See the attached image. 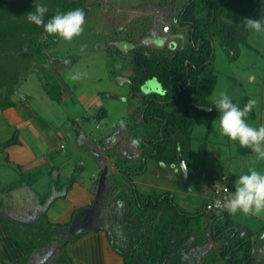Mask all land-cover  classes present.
I'll use <instances>...</instances> for the list:
<instances>
[{"label": "rangeland", "instance_id": "rangeland-1", "mask_svg": "<svg viewBox=\"0 0 264 264\" xmlns=\"http://www.w3.org/2000/svg\"><path fill=\"white\" fill-rule=\"evenodd\" d=\"M187 1L175 0L172 7L165 8L164 5L168 4L170 0H88L85 8L88 10L89 16L85 19L83 30L70 41L59 37L54 45L45 49V58L39 56L40 54H37L38 57L36 55L35 58L31 57L28 54L29 49L22 45L25 50L21 48L16 51L13 57L9 56L2 61V67L9 72L10 77L12 76L10 88L15 90L14 94L17 93L19 97L25 96V100H28L31 105L40 104L42 107H46L47 112L50 111L47 113L48 120L44 115L45 124L52 129H61L62 152L59 155L52 154L51 165L57 160H65V155L70 158V162L66 165L68 168L66 175L62 173L60 178L56 179L54 177L55 169L51 174L46 171L43 184L34 185L36 193V195L34 194L36 200L33 203L34 210L41 211L37 197L43 196L53 187V185H48L49 180L53 179L51 182L55 185L63 182H68L70 185L75 180L71 178L73 173L76 172L75 177L77 174L88 177L90 171L101 160V154L96 161L87 148L82 149V146L79 145L84 135L79 132L78 127L81 131H85L86 137L90 139H96L111 131L115 133L116 130L124 127L125 139L130 141L131 146L123 145L122 141L114 144L112 143L114 137L111 136L110 141L106 143L113 145L116 154L111 158L104 155V160L98 164L109 167L108 175L105 174L102 177L101 173L104 171H101L99 176L91 177L96 181L95 189L97 187L102 189L101 198L97 204L99 209L96 210V214L98 213L96 219L92 223L88 221L89 216L95 217L89 214L83 223L87 229H90L92 224L95 225L99 215H102L99 218L100 223L98 222L97 225L108 229L110 239H117V246H120L121 239L125 237L126 229L122 220L128 213L127 202L121 200V195L129 194L133 188L137 189L141 201L152 194L160 195L164 191H169L183 213L205 212V203L209 202L211 198L222 199L224 195H230V193L224 194V192L217 193L212 189L215 185L224 184L223 180L212 181L203 175H195V172L186 174L179 168L174 170L173 167L165 166L152 158L147 160V170L145 169L142 174L130 176L133 186L126 183L122 177H117L118 160H130L135 164L141 157V149H136L134 145L137 144L133 143L130 137L132 130L130 132L129 127L132 124L128 125L133 118L139 120L137 113L142 110L144 105L143 101L139 100L141 99L140 95H133L129 87V78L133 74V56L135 53L171 55L177 49L190 45L188 26H180L175 19L179 15L180 8ZM238 48V54L231 58L232 54L215 42L213 70L217 81L209 100L212 101L213 97L222 90H226L235 100H243L244 104L249 99H255L256 104L253 107L255 118L249 122L254 125L264 124V32L257 33L248 29L247 46L239 44ZM59 80L67 85L66 92H63L64 89L58 90ZM152 82V85L147 84L142 88V94L146 98L163 96L162 88L158 87L156 81ZM49 87L53 96H59L58 91H60L61 99L59 101L50 98ZM90 97L93 98V102L101 103L100 107L107 110V113L106 110H103L106 115L98 114L97 119L96 115H89V112L85 113L81 109L80 106L85 104ZM102 108L101 112L103 113ZM134 109L136 116L132 114ZM140 121L133 126V130L134 128H137V131L141 130ZM59 124L62 125L59 126ZM128 134L129 136H127ZM190 135V161L196 168L204 171L206 169L226 170L230 167V170L236 171L238 175L243 172L240 167L245 161L243 159L239 161L234 157L235 151H238L237 142L221 134L218 115L211 118L209 115L198 117ZM246 149L242 148L241 151L245 152ZM97 150L100 149L96 148ZM1 162L3 163V159H0V164H2ZM15 164L18 163L5 165L4 173L6 175L4 178L0 177V190L16 178H20L19 174H16L19 171L16 168L13 169ZM104 169L106 168L104 167ZM117 180L123 183L122 187L114 186ZM101 185L103 186L101 187ZM96 197L97 195H95ZM103 198L106 201H103ZM1 204L0 201V206ZM17 212L14 218L24 222L21 221L22 217H19ZM207 214L209 215V213ZM243 215L250 216L249 213ZM243 215L237 213V218L243 220V217H246ZM34 217L35 220L36 214ZM210 217L212 218V215L207 216V220L211 219ZM195 218L201 219L200 216ZM194 219L192 218V222ZM51 223L53 222L49 218L46 220L44 217L37 221L36 225L43 229L35 228L34 231H41L42 236L49 238H38L39 243L51 238V241H54V234L51 231L54 229L47 228ZM20 226L22 227V225ZM25 228L27 232L32 231L30 227ZM31 233L29 236L32 235ZM12 234L16 236L15 233ZM210 239L209 237L206 245L200 247L201 249H189L187 245L183 248L187 252L186 256L191 264H209L207 260L209 252L219 246ZM192 244L193 242L190 241L189 246ZM47 247H49L48 250L44 249V263L56 264L58 260L56 248L53 249L49 245ZM211 255L214 256L213 253ZM60 260V263L57 264H70L64 256H61Z\"/></svg>", "mask_w": 264, "mask_h": 264}, {"label": "trees", "instance_id": "trees-1", "mask_svg": "<svg viewBox=\"0 0 264 264\" xmlns=\"http://www.w3.org/2000/svg\"><path fill=\"white\" fill-rule=\"evenodd\" d=\"M87 1L45 0L49 8L45 19L57 11L66 12L76 8L85 11L86 19L89 16L85 8ZM172 3H175V0L168 2ZM32 8L33 0H0V110L14 105L12 97L15 92L10 88L12 76L10 77L9 72L2 67V61L9 56L13 57L21 48L25 50V47L29 49L28 54L31 57L35 58V55L40 54L39 56L45 58V49L59 39L58 36L44 33L42 27L27 22L25 15ZM260 18L264 19V0H188L180 8L176 21L180 26H188L190 45L177 49L171 55L135 53L129 87L133 95H140L139 100L143 101L144 105L137 113L141 117L139 122L141 130L137 131V128L133 130V126L139 121L135 118L132 119L133 123L129 128L130 132L132 130L130 137L138 149H141V157L135 164L130 160H118L117 177H122L133 186L130 176L142 174L147 168L148 158L170 167L179 165L178 157L181 156L185 165L195 172V175H203L212 181L223 180V172L220 169L201 171L190 161V133L196 119L201 115H209L210 118L219 115L214 107L211 111L207 110L208 106H211L209 98L217 81L213 70L215 42L234 58L238 54L239 44L247 46L248 29L242 26L243 22L247 19ZM153 80L162 88L163 96L146 98L142 94V88L147 84L152 85ZM57 88L60 90L59 85ZM58 94L59 96H53L49 87V96L52 100L59 101L60 91ZM233 101L241 107L245 105L243 100L233 98ZM254 118L252 109L247 119L249 121ZM17 135L18 132L15 131L10 140L0 142V149L18 143ZM113 149L115 148L107 151L109 157L116 154ZM52 171L51 169L49 173ZM21 176L19 181L11 183L4 191H10L22 182L30 186L41 177V173ZM51 180L48 185L57 188V184ZM122 186L120 180L115 182L116 188ZM69 187L70 185L67 189ZM51 189L43 194L40 204H44L50 196ZM121 196V200L127 202L128 208V213L122 220L126 233L120 241V246L116 245L117 239H110V242L113 241L112 245L114 244V249L122 257L124 264H191L183 248L187 245L189 249H201L209 237L215 245H219L209 252L207 258L209 264H255L250 237L240 235L239 229L237 230L239 225L232 219L231 214L224 208L220 210L219 215L217 211L206 210L207 204H213V198L205 203V212L183 213L169 191H164L160 195L152 194L143 201L139 199L136 188L129 194ZM207 213L212 215L208 223ZM198 216L201 219L195 218ZM42 217L47 220L45 215ZM192 218H195L193 222ZM36 224L32 226L33 228L30 227L32 231L27 232L26 229L21 237L16 236V239L12 236L13 242L27 255L33 250H39L43 242L39 243L38 238L47 237L42 236L41 231H34L35 228L43 229ZM7 225L15 224L8 220ZM58 226L51 223L47 228L54 229L51 231L58 236L60 235ZM29 233L32 235L29 236ZM190 241L193 244L189 246Z\"/></svg>", "mask_w": 264, "mask_h": 264}, {"label": "crops", "instance_id": "crops-1", "mask_svg": "<svg viewBox=\"0 0 264 264\" xmlns=\"http://www.w3.org/2000/svg\"><path fill=\"white\" fill-rule=\"evenodd\" d=\"M59 82L60 89H64L63 92H66L68 88L65 82L61 80H59ZM12 101L14 102L13 106L5 110H0V142L4 143L10 140L15 131H17L18 143L2 150L0 149V159H3V163L1 162L2 164H0V177L4 178L6 175V173H4L6 170L5 165H11L12 163H18L13 165V169L16 168V170L19 171V173L16 174H19L20 178H16L11 183L19 181L22 177L21 174L34 175L36 173H41V177L30 186L22 182L16 185L12 190L4 191L11 184L10 183L0 190V201L2 202L0 206V264H46L43 261L45 254L44 249L48 250L49 247L47 246H50L52 243L46 242L41 244V249L38 251L33 250L31 254L27 255L13 242L12 236L14 235L12 233L20 237L26 231L25 227H31L35 220L41 218L43 215H45L47 219L49 218L53 223L65 228L67 224H71L74 218L80 221L86 217V214H94L88 211V209H90L94 201L97 202L99 198H95V195H97V190L94 187L96 181H94L95 179H91V177L99 176L104 167L106 170L109 168L106 167V165H98L104 160L105 156L107 158L110 156L107 151H109L113 145H107L106 143L110 141L111 136L114 137V141L112 142L114 144L122 141L123 145L126 144L129 146L128 143H130V141L125 139L124 127L116 130V135L111 131L109 133H104L101 137L96 139H90L86 137V132L81 131L80 127L76 125L79 132L84 135L79 144L82 146V149L87 148L92 158L96 159V161L101 155L102 158L97 163L98 166L95 165L93 170L90 171L88 177L77 174L76 177L78 179L76 180V172L74 171L75 173H73L74 175L72 174L71 178L75 180L70 184L68 189V182L57 184V188L52 187L50 196L45 200L44 204H39V206H41V211H36L34 210L35 205H33L36 201L34 198V194L36 195L34 192V185L37 183L43 184L46 171L49 172L51 169L56 170L57 173L55 172L54 175L56 179H59L62 173L66 175V170H68L66 165L70 162V158L65 155V160H60L61 162L57 160L51 165L52 154L56 153V155H59L62 152L60 140L63 138V135L61 129H52L45 124L44 121L46 118L48 120L49 116H47V113H49L50 110L47 112V108L42 107L40 104L31 105L28 100H25V96L19 97L17 93L13 95ZM100 104L101 103L93 102V98L90 97V99L80 107L85 113L89 112V115H96L95 118H97L98 114H102L103 116L106 115L104 112L106 109L100 107ZM101 108L102 111L104 110L103 113L101 112ZM51 118L52 117H50V119ZM52 119L55 120V118ZM140 119L141 117H139V120ZM131 123H133V120H131L128 125L130 126ZM60 125L62 124H59V126ZM127 136H129V134ZM236 145L238 151H235L234 157L239 159V161L240 159L245 161L240 167L243 172H246L250 165L257 168V170L264 171V160H258L256 154L249 148H247L245 152H242V147L239 146L238 142ZM96 148L100 150L96 151ZM175 168V170H177L179 167ZM220 170L223 172L222 179L224 181V184L221 186H227L229 188L228 193H231L234 189L236 177L239 175L236 174V171L230 170V167L226 170ZM3 173L4 175H2ZM186 174H192V172ZM228 197L229 196L224 195L223 199ZM37 198L40 202L43 196H38ZM103 201H106V199L103 198ZM76 211L77 213H75ZM16 212L19 217L23 218H21V221L23 220L24 222H20L18 221L19 219L16 220L14 218ZM220 213L219 211L217 212L218 215ZM35 214L36 219L34 220ZM249 215L250 216L243 215L246 217L240 220L237 218V214H231L233 220H238L234 221L239 225L237 230L239 229L240 235L250 237L255 264H264V214L256 215L249 213ZM8 220L12 221L17 226L7 225ZM20 225H22V227ZM11 226L14 228H11ZM108 233L107 228L97 225L93 227V229L78 235L79 238L76 240H71L67 243L64 242L66 240H62L61 243L53 244V246H60V249H56V257H58L56 264L58 262L60 263L61 256L68 259L70 264H124L122 257L110 242ZM16 236L14 237L16 238ZM56 237L57 236H54V238Z\"/></svg>", "mask_w": 264, "mask_h": 264}, {"label": "clouds", "instance_id": "clouds-1", "mask_svg": "<svg viewBox=\"0 0 264 264\" xmlns=\"http://www.w3.org/2000/svg\"><path fill=\"white\" fill-rule=\"evenodd\" d=\"M165 6V8H170L172 7V4ZM165 8L164 10H166ZM158 9L161 10L160 8ZM48 12L49 8L45 3V0H33V8L25 15V17L28 23L37 27H42L44 33L61 37L64 40L70 41L74 36L82 32L86 16V13L83 9L76 8L66 12L57 11L54 15L46 20L45 17ZM178 16L179 15H177V17ZM177 17H175V19ZM242 26L257 33L264 32V19H247L243 22ZM255 104V99H249L247 103L241 107L238 103H234L232 96L226 90H222L213 97L211 106H208L207 110L211 111L214 107L218 111V124L222 135L227 136L232 141L238 142L239 146L242 148L251 149V151L256 154V158L258 160H264V124L254 125L247 119L249 112L253 109ZM133 111L136 112L135 109ZM133 143L135 142L133 141ZM134 146L136 149H138L137 145ZM171 167H173L174 170L176 169L175 167H179V169L184 173L192 172V170L186 165L182 167L180 162L179 165H173ZM104 170L106 171L105 174L107 175L106 169H103L102 172ZM128 184L130 185V183ZM102 186L103 185H101V187ZM212 189L217 193L229 192V188L227 186L215 185L212 187ZM96 190L97 197L100 199L102 189H98L97 187ZM99 199H97V202ZM97 202L94 201L92 207L88 209V211L94 213L92 214L95 216L94 218L91 216L88 218L87 214L86 217L80 221L74 218L71 224H67L65 228L60 226V235H58L60 237L54 235L57 236L53 239L54 241L51 242V238L50 240H45L42 244L46 242L52 243L50 246H52L53 249L56 248L58 250L60 249V246H53V244L61 243L62 240H66L64 241L65 243L70 242L71 240H76L79 238L78 235L85 233V231L87 232V230L93 229V227L97 226L98 222L100 221L99 218L102 215H99L95 225L92 224V228L87 229V226L83 225L87 218L88 221H91V223L96 219V210L99 209ZM216 203H219L220 206L215 207ZM223 208L229 214L233 215L237 213H252L256 215L264 214V171L257 170V168L250 165L246 172H242L236 178L234 190L231 191L228 198H213V204H207L206 206L207 211L214 210L220 212V210ZM38 220L39 218L35 220L32 226L36 224ZM39 249H41V246Z\"/></svg>", "mask_w": 264, "mask_h": 264}, {"label": "water", "instance_id": "water-1", "mask_svg": "<svg viewBox=\"0 0 264 264\" xmlns=\"http://www.w3.org/2000/svg\"><path fill=\"white\" fill-rule=\"evenodd\" d=\"M179 162H180V164H181L182 167L185 166L183 160L181 159V157H179ZM105 173H106V171L104 170V172L102 173L101 176L104 177Z\"/></svg>", "mask_w": 264, "mask_h": 264}, {"label": "built area", "instance_id": "built-area-1", "mask_svg": "<svg viewBox=\"0 0 264 264\" xmlns=\"http://www.w3.org/2000/svg\"><path fill=\"white\" fill-rule=\"evenodd\" d=\"M219 206H220V204H219V203H216V204H215V207H219Z\"/></svg>", "mask_w": 264, "mask_h": 264}, {"label": "flooded vegetation", "instance_id": "flooded-vegetation-1", "mask_svg": "<svg viewBox=\"0 0 264 264\" xmlns=\"http://www.w3.org/2000/svg\"><path fill=\"white\" fill-rule=\"evenodd\" d=\"M172 4H174V3H172ZM177 20V19H176ZM116 163V162H115ZM117 171H118V169H117ZM101 207V206H100Z\"/></svg>", "mask_w": 264, "mask_h": 264}]
</instances>
